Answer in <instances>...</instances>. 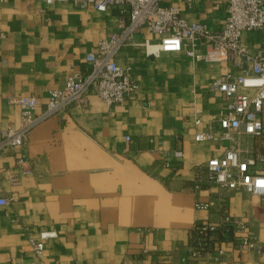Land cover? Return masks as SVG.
I'll use <instances>...</instances> for the list:
<instances>
[{
    "label": "crops",
    "instance_id": "0c3cea01",
    "mask_svg": "<svg viewBox=\"0 0 264 264\" xmlns=\"http://www.w3.org/2000/svg\"><path fill=\"white\" fill-rule=\"evenodd\" d=\"M160 4L211 30H220L227 15L225 0ZM127 21L118 9L0 0V133L19 120L10 96H34L43 110L51 92L87 71L85 57L99 41ZM156 38L145 29L135 36ZM240 40L255 52L264 47V28L244 31ZM196 52H204L201 44ZM116 60L131 68L133 95L113 106L86 96L39 123L21 151L26 171L16 164L18 152L0 155V198L9 200L0 206V264L32 261L27 235L44 230L56 232L45 245L46 264H264V253L224 244L222 254L211 248L189 260L195 226L219 222L222 210L264 245V197L205 180L194 188L195 166L229 146L194 137L210 124L218 131L225 101L211 85L235 69L223 60H192L184 50L147 57L139 46L121 48ZM191 103L202 112L199 124L189 117ZM240 143L264 173V140ZM196 202L213 206L199 209Z\"/></svg>",
    "mask_w": 264,
    "mask_h": 264
},
{
    "label": "built area",
    "instance_id": "2783aa9c",
    "mask_svg": "<svg viewBox=\"0 0 264 264\" xmlns=\"http://www.w3.org/2000/svg\"><path fill=\"white\" fill-rule=\"evenodd\" d=\"M45 5L70 3L79 8H92L98 12L118 9L127 13L128 21L121 23L118 30L101 39L95 51L89 52L85 61L88 69L84 74L68 78L61 90L51 92L45 108L37 111V100L31 95L10 96L8 101L19 109V120L0 133V155L6 150L19 153L16 164L26 171L27 159L21 152L30 131L48 117L70 105L80 103L86 96L98 97L106 106L123 103L138 88L131 77L129 66H120L117 52L125 46H139L145 56L158 57L161 53L184 50L185 55L195 61H227L235 69L228 71L212 82V90L222 95L225 108L216 119L218 131L213 124L195 135L196 141L222 139L229 146L220 157H212L203 165L193 169L195 189L203 181L217 187L234 191L242 190L251 195L264 197V173L257 168L255 158L243 149L240 139L264 140V47L252 52L241 44V33L264 28V0H225L224 24L220 30H211L205 24L187 20L176 6H163L162 0H36ZM189 5L192 0H184ZM142 29L157 36L156 41L145 39L137 42L135 36ZM201 44L203 53H197ZM201 110L191 103L189 117L199 124ZM125 141H130L126 136ZM179 155V153H177ZM168 166L167 163H165ZM1 177V173H0ZM0 198V206L8 204ZM199 209H210L211 202H196ZM222 202L220 207L224 208ZM217 223H201L199 235L192 236L189 260H196L210 252V245L222 254V246H233L239 251L256 250L264 253L262 245L247 231L241 220L233 218L225 210ZM217 229L232 233V240L221 242L213 238ZM239 234V236H237ZM56 237L53 230L28 234L27 242L33 260L26 264H46L44 249L48 240ZM10 264H17L11 262ZM22 264V263H20Z\"/></svg>",
    "mask_w": 264,
    "mask_h": 264
},
{
    "label": "trees",
    "instance_id": "16d2710c",
    "mask_svg": "<svg viewBox=\"0 0 264 264\" xmlns=\"http://www.w3.org/2000/svg\"><path fill=\"white\" fill-rule=\"evenodd\" d=\"M199 228H200V224H197L193 230V234L195 235H199ZM213 238H217L218 240L221 242H228L232 240V233H230L229 231L225 230V229H217L215 231H213L212 233ZM210 249L212 248V245H210L209 247Z\"/></svg>",
    "mask_w": 264,
    "mask_h": 264
}]
</instances>
